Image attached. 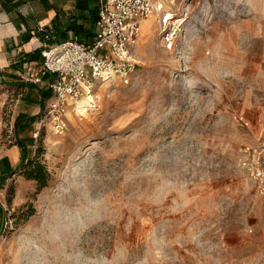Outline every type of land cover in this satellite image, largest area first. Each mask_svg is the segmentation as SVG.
<instances>
[{
    "label": "rangeland",
    "instance_id": "obj_1",
    "mask_svg": "<svg viewBox=\"0 0 264 264\" xmlns=\"http://www.w3.org/2000/svg\"><path fill=\"white\" fill-rule=\"evenodd\" d=\"M163 13L175 46L148 18L130 83H97L62 131L11 89L3 140L27 156L18 146L1 176L0 264H264L250 171L264 158V0H164Z\"/></svg>",
    "mask_w": 264,
    "mask_h": 264
},
{
    "label": "built area",
    "instance_id": "obj_2",
    "mask_svg": "<svg viewBox=\"0 0 264 264\" xmlns=\"http://www.w3.org/2000/svg\"><path fill=\"white\" fill-rule=\"evenodd\" d=\"M97 34L91 42L78 38L52 43L42 52V63L37 71L29 70L22 79L33 84L42 83L51 76L48 88L52 98L46 104L41 124L47 123L56 132L65 127L70 107L89 96L100 82L120 80L129 84L139 61L136 47L141 36L142 23L158 18L162 43L175 46L180 24L171 15L163 13L164 0H97ZM32 36L50 40L52 31L39 25ZM0 100V149L4 143V119L10 100V91H3ZM39 127L37 128V134ZM36 136V135H35ZM257 191L264 196V158L250 168ZM11 221L5 217L0 232V250L11 230Z\"/></svg>",
    "mask_w": 264,
    "mask_h": 264
},
{
    "label": "crops",
    "instance_id": "obj_3",
    "mask_svg": "<svg viewBox=\"0 0 264 264\" xmlns=\"http://www.w3.org/2000/svg\"><path fill=\"white\" fill-rule=\"evenodd\" d=\"M97 11V0H0V100L4 98L5 89L10 91V95L12 89L23 96V104H32L28 96H35L38 102L33 103L35 112L46 106L52 98L48 88L52 77L47 76L36 85L24 81L22 76L29 70L37 71L40 68L41 52L52 43L71 38L91 42L98 31ZM39 25L52 31L50 40L32 36V31ZM41 91H50L49 100H42ZM17 147L11 148L12 153L16 154L12 157L2 144L0 181L1 176L16 166L19 158Z\"/></svg>",
    "mask_w": 264,
    "mask_h": 264
},
{
    "label": "trees",
    "instance_id": "obj_4",
    "mask_svg": "<svg viewBox=\"0 0 264 264\" xmlns=\"http://www.w3.org/2000/svg\"><path fill=\"white\" fill-rule=\"evenodd\" d=\"M40 38L43 39V37H40ZM41 95H42V100L44 101L45 99H47V98L50 96V91H49V92H48V91H41ZM36 118H37L36 116L32 117L31 121L35 120ZM27 124H28V123L21 125V126L19 127V129H18V133H20V132L23 131L24 129L28 128V125H27ZM17 145H18L19 148L21 149V152H22V159H23V162H24V160L26 159V156H27L26 146L24 145L23 141H20V140H19V141L17 140ZM16 169H17V167L14 168V169H11V171H9V172H7V173H5V174H8V173L14 172ZM5 174H4V175H5ZM35 178L38 179V180L40 181L41 186H45V183H44V182H45V178L42 176V174L36 176Z\"/></svg>",
    "mask_w": 264,
    "mask_h": 264
},
{
    "label": "bare ground",
    "instance_id": "obj_5",
    "mask_svg": "<svg viewBox=\"0 0 264 264\" xmlns=\"http://www.w3.org/2000/svg\"><path fill=\"white\" fill-rule=\"evenodd\" d=\"M146 21H147V20H146ZM144 23H145V25H144ZM144 26H145V31H148V29H149V22L146 23V22L144 21V22L142 23V28H143Z\"/></svg>",
    "mask_w": 264,
    "mask_h": 264
},
{
    "label": "water",
    "instance_id": "obj_6",
    "mask_svg": "<svg viewBox=\"0 0 264 264\" xmlns=\"http://www.w3.org/2000/svg\"><path fill=\"white\" fill-rule=\"evenodd\" d=\"M3 223H4V221H2V225H1V228H0V232H1V230H2V227H3Z\"/></svg>",
    "mask_w": 264,
    "mask_h": 264
}]
</instances>
